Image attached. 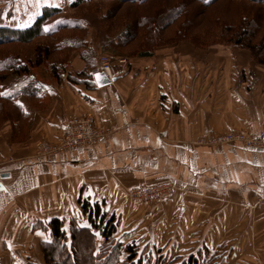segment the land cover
<instances>
[{"label":"crops","instance_id":"obj_1","mask_svg":"<svg viewBox=\"0 0 264 264\" xmlns=\"http://www.w3.org/2000/svg\"><path fill=\"white\" fill-rule=\"evenodd\" d=\"M27 1L59 7L73 0ZM164 49L120 60L104 86L93 77L101 62L87 68L77 53L68 71L87 69L94 84L91 77L70 82L68 71L55 78L45 65L1 80V93L22 114L0 131V170L8 174L0 175V264H46V222L65 219L68 232L84 200L116 213L119 233L137 236L144 261L264 264V151L200 142L264 129V67L227 62L219 74L211 63ZM86 115L104 133L97 144L38 154L41 142L62 139L71 116ZM163 181L174 191L150 206L127 194Z\"/></svg>","mask_w":264,"mask_h":264},{"label":"trees","instance_id":"obj_2","mask_svg":"<svg viewBox=\"0 0 264 264\" xmlns=\"http://www.w3.org/2000/svg\"><path fill=\"white\" fill-rule=\"evenodd\" d=\"M93 0H73L70 2V7L80 8L85 2ZM113 2L111 7H106V13L102 19L106 20L107 27L111 26L114 15L120 16L122 25L119 32L110 33L106 31L107 44L104 50L110 55L111 60L128 61L133 56L146 57L153 56V51L159 47L168 46L181 41H188L189 44L204 48L212 46L213 43H208L206 40L200 41L201 34L191 36V30L198 19L194 16L204 14L200 6H210L217 0H180L178 5L170 6L166 0L164 3L158 4L152 8H143L150 0H104ZM157 1V0H156ZM240 1V0H236ZM257 4L264 5V0H249ZM198 3V7H189L188 3ZM126 6L122 12L121 6ZM143 8L142 10H140ZM136 10V11H135ZM156 10V11H155ZM62 12L60 7L45 6L42 8L40 15L33 19L32 23L27 27H9L0 25V82L10 72L27 73L29 66L26 63L20 64L15 61L8 64L9 59H14V53L3 51L6 44L13 43H28L38 37H52L54 43H46L40 45L36 49V56L32 61V67L42 65L43 63L48 68L50 74L55 78H59V73L68 71V61L70 60L67 52L64 58L57 60L52 59L51 55L54 51H65L67 47L81 48L86 44L84 42L85 34L80 37L79 32H74L75 36L72 42L63 39L62 33L65 30L81 31L85 27L81 24V17L75 19L79 21L72 26L71 23H62L54 29L44 28L45 22L49 17L55 16ZM198 14V15H197ZM193 15V16H192ZM73 19V20H75ZM178 19H183L178 28L168 32V27L171 23H175ZM222 28L217 30L219 41L232 43L236 46L246 48L252 55L254 63L264 65V39L259 42L255 41L257 36L258 24L255 19H250L248 16H243L241 23L238 25L229 24L226 19L216 17ZM75 28V30L73 29ZM78 37V38H77ZM141 38L140 43L136 47L134 53L123 54L117 49L127 46L132 40ZM216 44V43H215ZM90 51L81 53V56L86 60L89 68L90 61H94V56L91 57ZM93 58V59H92ZM66 60V61H65ZM4 61V62H3ZM90 62V63H89ZM93 63V62H92ZM91 66H95L94 64ZM91 77L88 70L82 72L68 71V80L70 82H79L81 78ZM90 84H94L91 80ZM8 106V107H7ZM17 111L21 112L18 104L4 96L0 91V115L6 120L19 117ZM17 114V115H16ZM82 217H72L69 220V231L64 228L65 219L54 217L46 222V228L50 233V240L43 241L40 244L41 251L44 255L46 264H61V259L69 261L71 264H156V261L142 259L139 255V245L129 241H123L118 238L120 221L116 213L109 214L106 208H102L99 202H91L90 200L82 201ZM193 264H197L194 262Z\"/></svg>","mask_w":264,"mask_h":264},{"label":"rangeland","instance_id":"obj_3","mask_svg":"<svg viewBox=\"0 0 264 264\" xmlns=\"http://www.w3.org/2000/svg\"><path fill=\"white\" fill-rule=\"evenodd\" d=\"M41 1V0H38ZM45 1L42 0V2L45 4ZM71 1V0H70ZM166 0H150L147 4H145V7L143 8H152V12H154V7H156L158 4L164 3ZM170 6H176L178 5L180 0H167ZM27 0H0V25L2 26H9V27H27L29 24L32 23L33 19L36 18V16L40 15L42 12V8L45 7L44 5H38L35 4H28ZM36 3V0H35ZM70 2H66V4L59 6L62 8V12L60 14H57L55 16L49 17L48 20L44 24V28L46 29H54L57 28L59 24L62 23H71L72 26H75L74 24L78 23L75 18L81 17L82 22L81 24L85 27L81 31H71V30H65L66 33H62L63 39H66L69 42L73 41V38L71 36H75L74 32H79L80 37L85 34L84 42H86L85 45L81 48H69L65 51H54L51 55V58H56L57 60H61L65 57L67 52L69 54V57L72 58V55L74 54H80L82 52L90 51L91 57L94 58V60L97 58L99 62L102 61L103 56H107L108 60L111 64V67H116L117 63L120 60H111L110 55L107 53L106 50H104L105 45L107 44V38H106V31L110 33H117L119 32L120 26L122 25V21H120V16H115L112 18V24L111 26L107 27L106 20H103V14L106 13V7H111L114 3L113 2H106L104 0H93L92 2H85L83 5L80 6V8H73L70 7ZM189 7H198L199 4L196 2L188 3ZM126 6H129L127 4L121 6V11H119V14H122L124 8ZM50 6H48L49 8ZM141 8L140 10H142ZM158 8V6H157ZM202 10L204 11L203 15L196 16L194 15L198 21L195 23L191 30V36H194L195 34H201L200 35V41L206 40L208 43H213L212 46H206L204 48H197L191 44L188 43V41H181L175 44H170L168 46H163L155 49L153 53L155 54L159 49L164 50H171L172 52H177L184 55L183 61H190L197 59L198 62L201 64H207L211 63V67L213 66L215 70H218L219 74L226 73L223 69L225 67V63L231 62V63H244L247 65L250 63H254V60L252 58L251 53L248 49L242 48L239 46H236L232 43H226L223 41H219L217 35V30L222 28L220 22L217 18L219 16L221 18L226 19V21L229 22V24L238 25L241 23L243 16H248L250 19H255L256 23L258 24L257 29V36L254 38L256 42L261 41L264 39V5L257 4L249 0H217L210 4V6H200ZM38 11L37 13H34ZM136 11V10H135ZM156 11V10H155ZM33 12L34 14H30ZM198 15V14H197ZM32 16V17H31ZM193 16V15H192ZM75 19V20H73ZM183 19H178L175 23H171L168 28V32L173 31L178 28L179 24L181 23ZM75 30V28H73ZM78 38V37H77ZM141 38L132 40L127 46L125 47H118L117 49L120 51V53L123 54H130L134 53L136 50V47L140 43ZM54 39L52 37H46L41 36L38 37L28 43H13V44H6L2 48L4 52L7 53H14L16 57L14 59H9V61H15L16 58H21L25 63L26 66H29V71L37 66L32 67V61L30 59H34L36 56V49L46 43H54ZM216 43V44H215ZM169 48V49H168ZM170 53V52H169ZM82 57V56H81ZM133 56L132 58H134ZM61 58V59H60ZM92 58V59H93ZM131 58V59H132ZM261 58H264V54L261 56ZM66 61V60H65ZM86 61V60H85ZM4 62V61H3ZM94 62V67L97 66V63ZM24 63V64H25ZM70 60L68 61L69 66ZM264 67V65L256 64ZM0 65H2L0 63ZM42 65H45L44 63ZM41 66V65H38ZM46 66V65H45ZM68 66V68H69ZM228 65H226L227 67ZM47 68V67H46ZM48 70V68H47ZM49 71V70H48ZM218 81H222L224 76L218 75ZM215 79V78H214ZM214 82V81H213ZM8 107V106H7ZM78 117V116H77ZM12 121V120H11ZM7 123V120H5L0 115V131L3 128V126ZM13 134H14V124L11 123ZM97 127V126H96ZM98 128V127H97ZM99 129V128H98ZM101 130V129H99ZM102 131V130H101ZM103 132V131H102ZM13 137V135H12ZM15 138V137H14ZM19 138H15V141H18ZM14 142V141H13ZM43 143V142H41ZM40 143V144H41ZM39 144V145H40ZM75 148V147H74ZM72 149V148H71ZM0 175L1 170H0ZM118 238L123 241H131L134 243H137L140 248V252L142 253V249L140 244L135 240L137 236H132L131 233L126 232L123 230L121 233H119ZM135 238V239H133ZM3 253V247L0 243V261ZM140 253V254H141ZM61 264H71L69 261L61 259L59 261Z\"/></svg>","mask_w":264,"mask_h":264},{"label":"built area","instance_id":"obj_4","mask_svg":"<svg viewBox=\"0 0 264 264\" xmlns=\"http://www.w3.org/2000/svg\"><path fill=\"white\" fill-rule=\"evenodd\" d=\"M97 71H105L110 78L113 77L112 67L107 56H103L100 67L94 73ZM103 135L104 133L96 127L91 115L71 116L64 128L62 139L56 143H41L38 154L40 156H47L61 153L74 147L93 146L100 141ZM200 142L208 145H224L239 142L245 146L264 151V129L254 134L242 131H226L205 136ZM173 191L174 184L169 181H163L158 184L130 188L127 194L132 201L150 206L167 199Z\"/></svg>","mask_w":264,"mask_h":264},{"label":"water","instance_id":"obj_5","mask_svg":"<svg viewBox=\"0 0 264 264\" xmlns=\"http://www.w3.org/2000/svg\"><path fill=\"white\" fill-rule=\"evenodd\" d=\"M93 77L98 86L110 84L114 80V77L110 78L105 71H97L94 73ZM1 177H8V174H2Z\"/></svg>","mask_w":264,"mask_h":264}]
</instances>
